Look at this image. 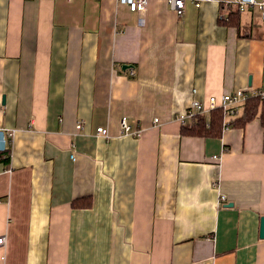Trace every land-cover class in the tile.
I'll list each match as a JSON object with an SVG mask.
<instances>
[{
  "label": "crops",
  "instance_id": "crops-1",
  "mask_svg": "<svg viewBox=\"0 0 264 264\" xmlns=\"http://www.w3.org/2000/svg\"><path fill=\"white\" fill-rule=\"evenodd\" d=\"M228 5L0 0V128L15 129L0 264H264L260 120L216 137L175 119L194 98L264 92L260 10L239 30Z\"/></svg>",
  "mask_w": 264,
  "mask_h": 264
},
{
  "label": "built area",
  "instance_id": "built-area-1",
  "mask_svg": "<svg viewBox=\"0 0 264 264\" xmlns=\"http://www.w3.org/2000/svg\"><path fill=\"white\" fill-rule=\"evenodd\" d=\"M121 3L126 4L128 8L139 15H141L147 8L150 0H119ZM170 8L181 16L186 8L187 1H191L196 6H201L202 2L205 0H166ZM219 2H225L227 4H232L238 7L241 12H246L250 9H255L256 7L261 12V18L264 20V0H216ZM227 15L221 14L220 19H225ZM140 22L142 18L140 17ZM134 75V70L131 71ZM262 94L264 92H248L243 88H238L237 90L230 93H223L220 96L210 95L206 102L194 98L190 106L181 113L175 116L183 126L192 124L196 119L203 114H209L213 110L221 109L224 114V130L233 129L232 119L237 114L240 113L244 102L253 95ZM155 122H160L159 118H155ZM78 128L83 127L82 121H78ZM143 128L137 124H131L126 116L121 119V132L125 135H131L134 137H140L143 132ZM98 134L109 137V131L105 127H99L97 129ZM15 136V129L12 128H0V151L5 152L11 150L13 140ZM214 159L220 160V156L214 155ZM227 200L225 194H221L219 197V204ZM5 240L4 236L0 237V244Z\"/></svg>",
  "mask_w": 264,
  "mask_h": 264
},
{
  "label": "trees",
  "instance_id": "trees-1",
  "mask_svg": "<svg viewBox=\"0 0 264 264\" xmlns=\"http://www.w3.org/2000/svg\"><path fill=\"white\" fill-rule=\"evenodd\" d=\"M229 10L225 19H220L224 24L237 26L241 29L242 12L241 10L229 4ZM259 119L264 132V95L258 94L249 97L243 104L240 113L232 118L235 126H245L248 122ZM224 128V114L221 109L213 110L210 114L200 115L192 125L184 126L183 132L191 135L216 136L222 134ZM1 152V151H0ZM3 153L4 158H10V148ZM74 207H84L91 205V198H77L72 204Z\"/></svg>",
  "mask_w": 264,
  "mask_h": 264
},
{
  "label": "water",
  "instance_id": "water-1",
  "mask_svg": "<svg viewBox=\"0 0 264 264\" xmlns=\"http://www.w3.org/2000/svg\"><path fill=\"white\" fill-rule=\"evenodd\" d=\"M228 205L232 206L233 203L231 202V203L228 204ZM260 236H261V237H264V216H262V218H261Z\"/></svg>",
  "mask_w": 264,
  "mask_h": 264
},
{
  "label": "rangeland",
  "instance_id": "rangeland-1",
  "mask_svg": "<svg viewBox=\"0 0 264 264\" xmlns=\"http://www.w3.org/2000/svg\"><path fill=\"white\" fill-rule=\"evenodd\" d=\"M257 8V7H256ZM258 9V8H257ZM259 10V9H258ZM260 15H261V12H260Z\"/></svg>",
  "mask_w": 264,
  "mask_h": 264
}]
</instances>
